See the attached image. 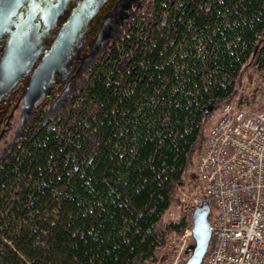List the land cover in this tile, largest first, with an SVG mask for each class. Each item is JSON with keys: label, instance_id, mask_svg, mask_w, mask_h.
<instances>
[{"label": "trees", "instance_id": "16d2710c", "mask_svg": "<svg viewBox=\"0 0 264 264\" xmlns=\"http://www.w3.org/2000/svg\"><path fill=\"white\" fill-rule=\"evenodd\" d=\"M264 87V0H147L0 163V264H165L207 118ZM252 97V98H251ZM214 101V111L204 108Z\"/></svg>", "mask_w": 264, "mask_h": 264}, {"label": "built area", "instance_id": "2783aa9c", "mask_svg": "<svg viewBox=\"0 0 264 264\" xmlns=\"http://www.w3.org/2000/svg\"><path fill=\"white\" fill-rule=\"evenodd\" d=\"M194 176L202 194L193 206L209 200L212 208L211 242L202 264H264V111L236 101L222 105L204 134ZM191 230L190 224L182 236H171L180 244L171 264H185Z\"/></svg>", "mask_w": 264, "mask_h": 264}, {"label": "flooded vegetation", "instance_id": "af4514ba", "mask_svg": "<svg viewBox=\"0 0 264 264\" xmlns=\"http://www.w3.org/2000/svg\"><path fill=\"white\" fill-rule=\"evenodd\" d=\"M84 1L23 0L22 5L16 9L12 18L13 24L7 29L15 31L16 25L24 22L29 13L36 12L32 25L28 31L24 28L23 32L32 33V41L36 44L40 41L43 48L27 75L0 100V163L27 141L35 127L42 122L50 121L46 120L47 113L58 107L61 108L60 111L64 108L77 82L88 72L101 53L121 37L147 0H95V3L88 8L89 18L83 17L86 20V26L81 32V39L74 47L73 55L65 70L51 80L52 90L49 91V97L44 96L29 107L23 97L29 79L37 69L44 53L55 42L60 28L82 13L79 6ZM60 5L63 6L60 17L51 27L46 28L44 13L51 14ZM10 37L9 34H5L0 38V60L6 47V40Z\"/></svg>", "mask_w": 264, "mask_h": 264}, {"label": "water", "instance_id": "95a60500", "mask_svg": "<svg viewBox=\"0 0 264 264\" xmlns=\"http://www.w3.org/2000/svg\"><path fill=\"white\" fill-rule=\"evenodd\" d=\"M22 2L23 0H0V38L5 34L11 36L6 40V47L0 60V100L27 75L43 48L40 41L37 44L32 41V33L23 32L24 28H27L28 31L32 25L36 12L29 13L24 22L16 25L15 31L7 29L13 24L12 18ZM93 3L95 0H85L79 6L82 13L60 28L55 42L44 53L37 69L29 79L28 87L23 95L25 103L29 107H32L42 97H49V91L52 90L51 80L65 70L73 55L74 47L81 39V32L86 26V20L83 17L89 18L88 8ZM62 10L63 6L60 5L53 13H44L46 28L51 27L60 17ZM213 110L214 101H210L204 108V112L209 114ZM211 218L212 209L209 200L194 208L191 215L193 244L186 250L189 258L185 264L203 263L211 242Z\"/></svg>", "mask_w": 264, "mask_h": 264}, {"label": "rangeland", "instance_id": "374dc122", "mask_svg": "<svg viewBox=\"0 0 264 264\" xmlns=\"http://www.w3.org/2000/svg\"><path fill=\"white\" fill-rule=\"evenodd\" d=\"M242 89H243L242 90L243 95H246V94L251 95V96L255 95V102H252L250 99L249 100L250 102L245 107L249 108L252 111H264V87H260V85H257V84H251V85L245 84ZM238 98L239 97L235 98L233 101H236L239 105ZM220 107L221 106L216 107L215 111L213 110L214 113L212 114V116H209L207 118V122L204 128L205 133L208 132L211 125L217 120ZM60 109L61 108L58 107L54 109L52 112H50L49 114L47 113L46 120L53 119L60 112ZM195 162H196V159L195 161L192 160L187 169V174L185 176V184L183 187L178 189L177 194H176L177 199L172 204V206L170 207L169 211L167 212L165 216L166 221H177L178 219L176 218L177 217L180 218L185 206L188 204L193 205V201L196 198L200 197L202 194V189L194 176ZM171 245L173 246L174 256L172 257L171 260H169L165 264H171L175 260V258H177L178 251L180 249V244L179 243L173 244L172 239H171ZM185 258L187 261V259L189 258V255L186 254Z\"/></svg>", "mask_w": 264, "mask_h": 264}]
</instances>
